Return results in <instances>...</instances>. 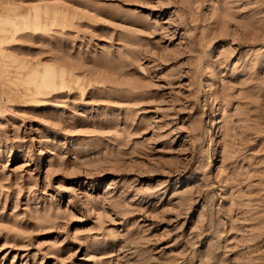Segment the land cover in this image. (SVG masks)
Wrapping results in <instances>:
<instances>
[{
  "label": "rangeland",
  "instance_id": "obj_1",
  "mask_svg": "<svg viewBox=\"0 0 264 264\" xmlns=\"http://www.w3.org/2000/svg\"><path fill=\"white\" fill-rule=\"evenodd\" d=\"M0 264H264V0H0Z\"/></svg>",
  "mask_w": 264,
  "mask_h": 264
},
{
  "label": "bare ground",
  "instance_id": "obj_2",
  "mask_svg": "<svg viewBox=\"0 0 264 264\" xmlns=\"http://www.w3.org/2000/svg\"><path fill=\"white\" fill-rule=\"evenodd\" d=\"M14 30H16V31H17V30H19V28H18V27H17V28L15 27V28H14Z\"/></svg>",
  "mask_w": 264,
  "mask_h": 264
}]
</instances>
